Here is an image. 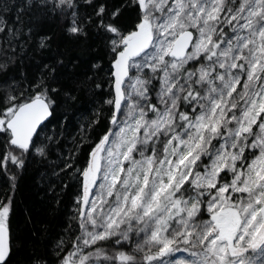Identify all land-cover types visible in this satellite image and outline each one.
Here are the masks:
<instances>
[{"label":"snow or ice","instance_id":"6c2138e0","mask_svg":"<svg viewBox=\"0 0 264 264\" xmlns=\"http://www.w3.org/2000/svg\"><path fill=\"white\" fill-rule=\"evenodd\" d=\"M52 18L99 39L106 67L10 74L51 48ZM0 56V264H264V0H4ZM81 87L99 106L66 149L53 121ZM32 165L57 205L74 178L76 227L16 259Z\"/></svg>","mask_w":264,"mask_h":264},{"label":"trees","instance_id":"16d2710c","mask_svg":"<svg viewBox=\"0 0 264 264\" xmlns=\"http://www.w3.org/2000/svg\"><path fill=\"white\" fill-rule=\"evenodd\" d=\"M3 2L4 0H0V3ZM28 23V19L25 18V24ZM42 27L51 35V48L43 52L32 51L31 58L24 59L23 64L18 60L11 66L10 74L18 75L22 71L29 76H34L41 63H47L57 55H62L65 59L62 72L70 79L74 78L77 81L83 80L85 74H92L91 65L97 59L101 60L100 67H106L107 56L103 45L94 35L87 40H75L64 32L63 25L55 18L45 19ZM0 58L3 57L0 56ZM3 78V74H0V79ZM76 96L77 99L71 102L69 107L61 109L57 113V119L53 121V124L64 130L60 142L65 145L66 149L72 147V138L79 135L78 126L86 122V117H91L92 109L98 107L97 102L100 101V96L90 92L87 87H81ZM107 107L104 105L105 110ZM105 125L106 120L102 118L98 125H94L89 130L93 139ZM90 142L86 140L85 144L81 145L79 153L81 158ZM44 171L43 166L32 165L27 172L17 177L13 227L20 243V251L16 259H22L24 252L32 243L46 244L50 238L64 234L67 229L74 230L76 227L75 221L71 219L74 211L72 203L76 191L74 178L67 179L68 187L61 192L60 203L57 205L53 203L52 194L46 191V183L41 181V174ZM3 179L0 176V188H3Z\"/></svg>","mask_w":264,"mask_h":264}]
</instances>
